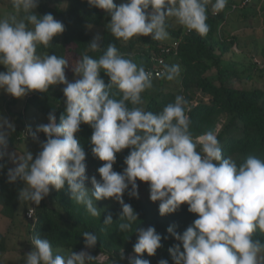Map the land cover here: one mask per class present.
Returning a JSON list of instances; mask_svg holds the SVG:
<instances>
[{"label":"clouds","instance_id":"clouds-1","mask_svg":"<svg viewBox=\"0 0 264 264\" xmlns=\"http://www.w3.org/2000/svg\"><path fill=\"white\" fill-rule=\"evenodd\" d=\"M40 0H11L13 14L0 17V90L22 98L29 92L45 93L51 85L63 84L66 114L59 125L54 112L47 124H39L27 134L39 143L36 155L24 151L8 153V136L15 124L0 115V161L9 156L15 167L8 168L7 181H23L18 194L20 205L35 204L50 193V186L61 190L67 183L72 199L83 205L92 217H100L96 201L114 199L122 208L118 230L137 232L133 257L128 264H150L144 253L155 256L162 236L155 227L137 229L138 213L124 200L139 198L137 180L149 184L150 200L159 202L161 216L175 213L187 204L197 214L183 234L170 226L167 231L179 243L168 249L174 264H264V157L249 154L237 161L222 155V146L214 131L195 136L187 114L189 100L175 96L160 111L146 107L144 94L154 88V73L142 64L126 58L115 43L106 48L96 36L72 67L77 78L69 82L65 69L69 60L63 56L41 53L52 46L55 36L65 26L51 13H35ZM89 5L110 16L107 30L116 40L127 43L134 37L151 36L153 41L169 39L168 20L174 19L187 32L206 36L210 31L208 6L213 15L223 12L228 0H88ZM100 52L97 57L88 53ZM155 76L175 81L181 75L179 64L160 61ZM109 78L106 84L101 76ZM82 124L93 128L91 143L95 157L105 163L97 169L101 179L91 178L94 190L85 187L86 152L76 134ZM44 133L46 141H40ZM130 149L126 167L114 171L117 154ZM3 165H0L2 168ZM32 207L28 216H32ZM113 224L111 214L104 228ZM85 248L67 254L54 250L49 239L33 237L32 250L25 264H95L91 254L98 243L95 233H82ZM181 245L183 251L181 250ZM125 257L121 254V259ZM112 264H116L113 260ZM158 264H169L160 259Z\"/></svg>","mask_w":264,"mask_h":264},{"label":"trees","instance_id":"trees-1","mask_svg":"<svg viewBox=\"0 0 264 264\" xmlns=\"http://www.w3.org/2000/svg\"><path fill=\"white\" fill-rule=\"evenodd\" d=\"M234 4H236L234 0H228L226 9L218 15H213L211 5L208 6L207 23L210 31L206 36H200L194 31L187 32L183 27L174 28L169 24V39L164 42L153 41L151 36H141L125 43L116 40L107 30L106 25L110 22V16L104 10L89 5L88 0H40L38 8L34 10L35 13L40 16L51 13L64 24L65 30L53 38L52 46L47 49L41 47L39 51L63 56L73 66L87 49V44L99 36L102 48L115 43L126 58L142 64L146 70H150L154 64L153 59L159 57L165 58L167 64H179L182 71L177 80L178 85L168 86L169 81L160 78L153 80L154 88L144 94L148 110L158 112L167 103L173 102L176 95L182 94L190 102L187 114L191 120L194 137L214 131L221 143L224 158L230 156L239 162L249 154L264 157V88H238L229 83L233 77L240 76L229 67L233 66L231 64L233 59L227 56L229 51L236 53L234 46L237 45L238 39L233 35L222 34L230 15L235 13L231 12ZM1 5H6L13 12L11 2L7 4L5 0H0ZM262 13L264 14V8ZM105 20L108 23L103 25ZM90 27L100 30L90 31ZM175 43H179L176 50ZM165 48H171V52L163 53ZM88 54L97 57L101 53ZM250 64L257 67L252 61ZM68 69H65L68 81L76 79L73 70ZM251 73L245 76L249 80L253 79ZM101 76L107 84L109 78L103 72ZM61 85L62 90L55 98L47 92H35L26 99L25 108H34L48 123V114L54 112L56 123L59 125L61 116L66 114V97L63 93L65 85ZM18 100L19 98L12 97L6 103L7 112L14 118L15 124V131L8 137V149H17L24 137V114L11 110V106L16 105ZM92 133L93 128L89 124H82L76 134L86 152L88 179L85 180V187L90 192L94 190L91 178L95 176L98 180L101 179L97 169L105 163L93 155ZM40 139L46 141L47 137L41 133ZM129 152L130 149H124L117 154L114 171H123L126 167L124 159ZM9 162V156L0 161V165H3L0 168V206L2 215L12 226L18 224L21 217L27 214L28 208L32 207L35 217L28 226V234L31 238L35 236L49 239L53 249H72L79 252L85 248L82 233L89 231L98 237L96 247L90 250L91 254L97 257L95 264H112L113 260L116 264H128L127 257L136 255L133 245L136 243L138 233H122L118 230L122 208L117 201L114 199L96 201V206L101 209V216L92 217L83 205L75 203L66 183L61 190L53 187L39 206L34 203L21 206L18 194L25 184L23 181L15 183L7 181V170L11 168ZM137 184L138 199L129 197L127 192L124 194L125 202L138 213L139 221L133 227L137 229L155 227L157 233L162 236V246L157 249L156 255L148 256L144 253L143 258L148 259L150 264H158L162 258L167 259L169 264H174L168 249L179 242L167 229L174 226L176 232L183 234L193 224L197 214L189 212L188 205L183 204L175 213L161 216L159 202L150 200L149 184L139 180ZM108 214L112 215L113 224L101 231L105 227L103 220ZM257 235L264 241V235L259 233ZM8 240L7 234L0 233V253L8 251ZM181 250L183 251L182 245ZM121 254L124 259H121ZM100 256L106 259L100 261Z\"/></svg>","mask_w":264,"mask_h":264},{"label":"rangeland","instance_id":"rangeland-1","mask_svg":"<svg viewBox=\"0 0 264 264\" xmlns=\"http://www.w3.org/2000/svg\"><path fill=\"white\" fill-rule=\"evenodd\" d=\"M6 3H10L11 0H5ZM239 9L235 11L234 14L230 15V18L227 20V23L222 31V34L236 36L238 41L235 45L236 53L229 51L227 53L228 58H232L233 62L229 67L234 71L238 72L240 76L233 77L230 80L232 86L238 88H255L261 87L264 88V69L261 67L251 66L250 61L254 62L255 59L264 63V14L262 13V8H264V0H250L248 3L247 0H234ZM114 2L119 5L124 0H114ZM13 14L12 10L6 5L0 6V17L8 16ZM244 14H246L244 16ZM108 22L105 20L103 25H106ZM168 24L174 28L182 27L174 19H169ZM95 28H89L90 31H94ZM96 31H99L100 28H96ZM95 31V32H96ZM72 65L69 64V69H72ZM68 69V70H69ZM0 71H6L3 66H0ZM252 72L253 79L249 80L245 76L248 73ZM75 80V79H74ZM71 80L69 82H72ZM159 85L158 82H155ZM177 80L169 81L168 86H175ZM154 84V83H153ZM62 90V85H51L47 93L55 98L60 94ZM37 91L29 92L26 96L19 98L16 105L11 106V110L14 113H23L25 117V131L24 137L21 141V144L17 149H8V153L23 154L24 151H30L33 153L35 159L36 155L41 150L39 143L32 140L31 136L27 134V127L32 126L35 130L36 126L39 124H47L46 119L34 108H25L26 99L30 97ZM13 96L7 94L3 90H0V115L6 117L10 122L14 123V118L7 112L6 103ZM41 133H39L40 138ZM10 136V134H9ZM8 136V137H9ZM41 141V139H40ZM10 159V158H9ZM11 167H15V164L12 163L11 159L9 162ZM53 187L50 186V192ZM32 220L28 219L27 214L24 217H21V220L18 224L11 225V222L7 220L1 213L0 206V233L7 234L8 236V251L5 253H0V264H25L24 257L25 255L32 250L31 237L28 234V226ZM34 226V225H33ZM60 254H67V249L54 248ZM106 257L100 256L99 260L103 261Z\"/></svg>","mask_w":264,"mask_h":264},{"label":"built area","instance_id":"built-area-1","mask_svg":"<svg viewBox=\"0 0 264 264\" xmlns=\"http://www.w3.org/2000/svg\"><path fill=\"white\" fill-rule=\"evenodd\" d=\"M250 0H247V2H245V5L246 3H248ZM240 6H238V4H234L232 5V9H231V12H235L237 9H239ZM178 45L179 43H175L174 44V49L176 50L178 48ZM171 52V48H165L163 49V53L165 54H169ZM175 54H177V52H175ZM160 61H163L164 63H166V59L163 58V57H159V58H154L153 59V67L149 70V71H152L154 73V79H158V77L155 76V73L158 72L160 69H161V64H160ZM254 63L258 66V67H261L263 68L264 67V64L261 63L260 61H258L257 59L254 60ZM27 216H28V212H27ZM35 217V212L34 210L32 209V216L29 217L28 216V219L30 220H33Z\"/></svg>","mask_w":264,"mask_h":264}]
</instances>
